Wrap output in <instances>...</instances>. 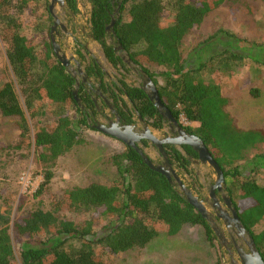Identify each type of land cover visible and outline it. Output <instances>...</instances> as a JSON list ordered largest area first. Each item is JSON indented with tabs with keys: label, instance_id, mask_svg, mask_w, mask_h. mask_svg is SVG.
<instances>
[{
	"label": "trees",
	"instance_id": "obj_1",
	"mask_svg": "<svg viewBox=\"0 0 264 264\" xmlns=\"http://www.w3.org/2000/svg\"><path fill=\"white\" fill-rule=\"evenodd\" d=\"M32 1L0 0V33L32 120L44 115L37 105L46 103L56 117L52 125H44L34 134L35 156L44 166V182L35 194L41 198L53 180L56 162L86 144L84 131L90 126L80 115L75 79L56 60L52 46L37 51L24 34L23 16ZM88 1L94 35L111 57L115 54L107 45L106 28L121 3V12L126 11L127 17L122 16L115 25L118 43L153 78L168 109L195 124L189 126L191 133L203 140L223 171L238 216L264 261V228L260 229L264 226V186L254 176L264 170V154L242 165L251 150L264 149V131L240 129L227 111L230 101L221 86L208 79V74L236 72L246 59L264 64V45L221 29L197 46L186 61L182 52L185 40L229 0ZM67 3L72 11H78L77 0ZM167 7L175 11L170 26L162 24ZM153 68L161 69V84L151 72ZM128 95L132 100L137 95L145 99L146 103L138 106L142 114L160 116L141 90L130 89ZM72 109L77 110L76 119L69 115ZM0 114L14 120L19 132L17 147L24 149L32 141V130L12 83L0 85ZM188 155L197 158L192 150ZM175 159L187 170L190 161L178 152ZM110 161L117 171L110 185L93 183L67 190L54 198L51 211L37 209L14 220L0 212V264H108L110 256L148 246L159 237L158 226L170 237L187 226L202 227L208 242L216 247L217 239L207 220L136 150L126 147ZM245 170L250 172L247 177ZM69 215L86 219L79 224ZM103 220L111 224L98 233ZM11 232L22 239L19 262Z\"/></svg>",
	"mask_w": 264,
	"mask_h": 264
},
{
	"label": "rangeland",
	"instance_id": "obj_2",
	"mask_svg": "<svg viewBox=\"0 0 264 264\" xmlns=\"http://www.w3.org/2000/svg\"><path fill=\"white\" fill-rule=\"evenodd\" d=\"M32 2L23 16L24 34L35 45L37 51L41 52L50 45L51 19L48 2L47 0ZM174 16L173 8L167 7L162 24L172 25ZM123 17H127L126 11ZM221 29L249 42L264 45V0L226 2L185 40L182 52L186 61L192 57L197 46ZM218 48L223 50L221 46ZM160 71L159 68L151 70L161 84L163 81L158 76ZM208 79L221 86L224 95L230 101L227 111L240 129L264 131V64L246 59L236 72L230 75L208 74ZM7 82L15 86L32 130V141L20 150L17 147L19 132L14 120L5 119L0 114V212L8 213L14 220L37 209L51 211L54 198L67 190L87 187L93 183L110 185L114 181L117 171L110 160L115 154L126 150V147L110 136L85 129L86 144L56 162L52 169L51 184L41 198H36L35 194L44 182L41 174L44 166L35 156L34 134L44 125H52L56 117L46 103L43 106L37 105L44 110V115L35 121L32 120L0 33V85ZM69 115L76 119L77 110H70ZM181 119L184 123L190 124L184 116H181ZM261 153L264 154L262 148L251 150L242 165ZM249 173L245 170L244 176H249ZM254 176L258 183L264 186V170ZM233 197L236 200V191ZM69 217L79 224L86 219L84 216ZM103 221L97 230L98 233H102V229L111 224L109 221ZM263 228L264 226L260 227ZM158 229L159 237L148 246L110 256L108 264H231L228 253L221 248L219 241L217 240L216 247H212L202 227L187 226L174 237L168 236L163 226H158ZM11 235L16 261L19 262L22 239L16 238L13 232ZM98 251L101 249L98 248Z\"/></svg>",
	"mask_w": 264,
	"mask_h": 264
},
{
	"label": "flooded vegetation",
	"instance_id": "obj_3",
	"mask_svg": "<svg viewBox=\"0 0 264 264\" xmlns=\"http://www.w3.org/2000/svg\"><path fill=\"white\" fill-rule=\"evenodd\" d=\"M77 1L78 11L75 12L68 6L67 0L63 4L61 0H55L53 8L52 0H47L51 19L50 45L56 60L60 62L55 53L56 46L60 55L67 58L69 64L65 69L75 79L74 93L77 92L81 101L80 105L77 103L81 117L83 114L87 119L89 129L102 134H121L126 128H130L131 133L124 136L131 145L142 150L157 167L168 161L182 184L207 206L210 218L208 223L223 227L228 241L226 252L233 264L240 259V251H249V248L248 239L239 238L237 230L225 229V222L229 220L227 212H230L224 201V195H229L227 186L223 191H213L216 172L208 164H203L200 156L186 143L187 137L196 136L190 131L191 124L184 123L170 109V116H163L150 100L148 92L152 91L151 83L157 90L158 86L142 65L132 61L116 39L115 25L124 13L121 12V3L106 28L107 45L114 49L115 54L111 57L94 35L91 3L88 0ZM113 22L115 24L112 26ZM130 89L141 90L146 94L160 116L150 118L142 114L144 112H140L141 108L138 106L141 107L146 101L141 95L132 100L128 95ZM119 142L129 147L126 143ZM191 150L197 154V158L188 155ZM177 152L190 161L187 170L180 167L183 163L175 159ZM173 181L175 182L174 177ZM174 185L179 188L177 184Z\"/></svg>",
	"mask_w": 264,
	"mask_h": 264
},
{
	"label": "water",
	"instance_id": "obj_4",
	"mask_svg": "<svg viewBox=\"0 0 264 264\" xmlns=\"http://www.w3.org/2000/svg\"><path fill=\"white\" fill-rule=\"evenodd\" d=\"M53 6L55 5V0H52ZM62 4L65 2V0H61ZM115 24L113 22L112 26ZM110 26V27H112ZM55 53L59 57L60 62H62L64 67H68V61L65 56L60 55L59 48L55 47ZM152 91L148 92V95L150 97V100L154 103L157 110L163 115V116H170V111L168 110L167 106L163 103L160 94L158 90L156 89V86L151 83ZM75 99L77 103L80 105L81 101L78 99L77 92L74 93ZM130 128H126L125 131L121 134H116L112 132H105L106 135L126 143L129 147L134 148L144 159V162L155 172L161 173L163 176L167 178V180L170 182V184L174 185L177 184L179 187V194H182L186 201L192 205L201 215L202 217L207 220V222L210 220L209 218V211L207 209V206L205 203L200 200L197 196H194L192 191L188 190L184 184H182V181L180 177L171 169L170 163L167 161V163L161 167H157L145 154L142 150H140L136 145H131L127 138L124 135L130 134ZM187 145L191 146L192 149L200 156V160L203 164H208L211 166V168L216 172V186L213 187V191L215 189L219 191H223L226 186L224 173L221 170L220 166L217 164V162L214 160L213 156L211 155L209 149L205 145L202 139H200L197 136H190L187 137ZM162 151V149H161ZM165 157L167 158L166 154ZM169 168V170H168ZM173 177L175 178V182L173 181ZM224 201L229 209L230 212H227L229 220H226L225 229L226 230H237L238 231V237L239 238H247V246L249 248V251H240L239 253V260L233 262V264H264V261L262 259V256L255 244V241L253 237L248 233L244 225L242 224V221L240 220L237 210L234 207V203L229 195H224ZM221 218V217H220ZM217 240L220 243V246L223 250L227 249L228 241L224 234L223 227H219L216 225L211 226Z\"/></svg>",
	"mask_w": 264,
	"mask_h": 264
}]
</instances>
